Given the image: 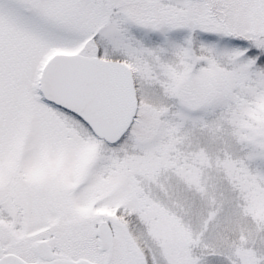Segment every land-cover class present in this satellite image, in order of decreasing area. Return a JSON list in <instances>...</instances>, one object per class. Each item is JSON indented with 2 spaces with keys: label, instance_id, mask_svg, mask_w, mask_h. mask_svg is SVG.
<instances>
[{
  "label": "snow or ice",
  "instance_id": "snow-or-ice-1",
  "mask_svg": "<svg viewBox=\"0 0 264 264\" xmlns=\"http://www.w3.org/2000/svg\"><path fill=\"white\" fill-rule=\"evenodd\" d=\"M0 264H264V0H0Z\"/></svg>",
  "mask_w": 264,
  "mask_h": 264
}]
</instances>
